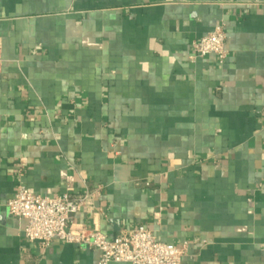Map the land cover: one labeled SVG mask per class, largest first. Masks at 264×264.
<instances>
[{
    "label": "crops",
    "instance_id": "obj_1",
    "mask_svg": "<svg viewBox=\"0 0 264 264\" xmlns=\"http://www.w3.org/2000/svg\"><path fill=\"white\" fill-rule=\"evenodd\" d=\"M217 25L224 62L194 57ZM19 186L89 193L72 229L145 226L181 264H264V0H0V264H98L27 242Z\"/></svg>",
    "mask_w": 264,
    "mask_h": 264
},
{
    "label": "built area",
    "instance_id": "obj_2",
    "mask_svg": "<svg viewBox=\"0 0 264 264\" xmlns=\"http://www.w3.org/2000/svg\"><path fill=\"white\" fill-rule=\"evenodd\" d=\"M226 32L217 25L211 32L193 42L194 57L214 55L223 63L228 55ZM72 188L61 195H42L19 186L7 201L10 215L25 220L23 236L47 248L57 238L68 244L92 248L100 253L98 264H181L183 247L158 241L145 226L124 231L108 238L95 229H72L70 224L82 207L91 204L89 193L73 194Z\"/></svg>",
    "mask_w": 264,
    "mask_h": 264
}]
</instances>
